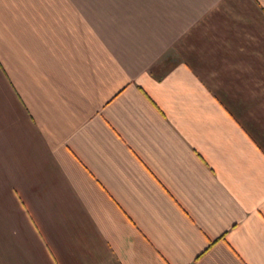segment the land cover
Returning a JSON list of instances; mask_svg holds the SVG:
<instances>
[{"label":"crops","instance_id":"obj_1","mask_svg":"<svg viewBox=\"0 0 264 264\" xmlns=\"http://www.w3.org/2000/svg\"><path fill=\"white\" fill-rule=\"evenodd\" d=\"M0 264H264V0H0Z\"/></svg>","mask_w":264,"mask_h":264}]
</instances>
